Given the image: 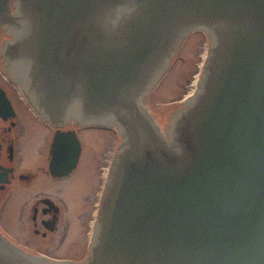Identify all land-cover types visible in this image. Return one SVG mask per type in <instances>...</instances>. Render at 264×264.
Here are the masks:
<instances>
[{
    "label": "water",
    "instance_id": "obj_1",
    "mask_svg": "<svg viewBox=\"0 0 264 264\" xmlns=\"http://www.w3.org/2000/svg\"><path fill=\"white\" fill-rule=\"evenodd\" d=\"M10 2L2 55L29 62L40 116L115 127L121 142L85 258L29 253L0 233V264H264V0ZM193 30L209 37L197 89L152 112L147 95ZM80 153L57 130L51 174Z\"/></svg>",
    "mask_w": 264,
    "mask_h": 264
},
{
    "label": "flooded vegetation",
    "instance_id": "obj_2",
    "mask_svg": "<svg viewBox=\"0 0 264 264\" xmlns=\"http://www.w3.org/2000/svg\"><path fill=\"white\" fill-rule=\"evenodd\" d=\"M6 40L0 37V233L26 252L47 254L37 247L49 248L55 233H78L82 192L74 199L75 183L65 180L80 164L84 148L80 132L109 129L75 124L73 119L58 127L41 117L23 84L29 62L19 59L8 64L2 55ZM10 67L18 69L19 74ZM57 130L74 132L81 144L76 167L59 177L53 176L49 167L51 142ZM6 233L17 235L10 238ZM65 248L75 252L80 246L73 239Z\"/></svg>",
    "mask_w": 264,
    "mask_h": 264
},
{
    "label": "rangeland",
    "instance_id": "obj_3",
    "mask_svg": "<svg viewBox=\"0 0 264 264\" xmlns=\"http://www.w3.org/2000/svg\"><path fill=\"white\" fill-rule=\"evenodd\" d=\"M13 2L14 0H11V7H13ZM5 34V31H0V37H6ZM208 49L209 37L206 32L201 30L188 32L170 59L165 72L148 93L146 105L149 110L159 113L168 112L192 94L193 80L197 75L199 78L201 76L205 63L204 55ZM80 133L84 147L80 164L73 175L65 180L75 183L72 195L74 199L82 192L80 222L77 224L78 233H55V241L49 248H41L42 245L37 247L47 252V254L42 253L43 255L57 259L65 257L83 259L87 254L91 241L89 234L91 220L94 218V210L101 197L105 176H107L104 172L105 169H109L111 157L119 145L116 131L94 129L92 131L83 130ZM85 196L88 198L85 199ZM6 234L10 238L17 235L16 233ZM73 239H77L78 246H80L79 251L74 252V250L65 248ZM35 244L39 245L37 242Z\"/></svg>",
    "mask_w": 264,
    "mask_h": 264
},
{
    "label": "bare ground",
    "instance_id": "obj_4",
    "mask_svg": "<svg viewBox=\"0 0 264 264\" xmlns=\"http://www.w3.org/2000/svg\"><path fill=\"white\" fill-rule=\"evenodd\" d=\"M207 54H208V50H206V52H205V55H204V57L206 58L207 57ZM199 77H198V75L195 77V79L193 80V89H192V91H191V93L192 94H189L187 97H186V99H188L189 97H191L194 93H195V91H196V89H197V86H198V83H199ZM185 99V100H186ZM184 100V101H185ZM105 173L107 174V171H105ZM106 177V176H105ZM106 181H107V177H106ZM106 183V182H105ZM93 216H94V218L91 220V229H90V239H93L94 238V235H95V231H94V228H93V226H92V223L98 218V211H95L94 210V214H93Z\"/></svg>",
    "mask_w": 264,
    "mask_h": 264
}]
</instances>
